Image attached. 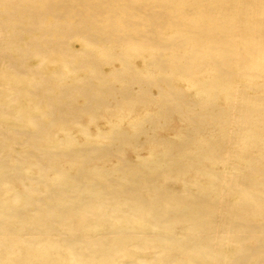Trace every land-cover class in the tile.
Here are the masks:
<instances>
[{
  "label": "bare ground",
  "instance_id": "6f19581e",
  "mask_svg": "<svg viewBox=\"0 0 264 264\" xmlns=\"http://www.w3.org/2000/svg\"><path fill=\"white\" fill-rule=\"evenodd\" d=\"M0 264H264V0H0Z\"/></svg>",
  "mask_w": 264,
  "mask_h": 264
}]
</instances>
